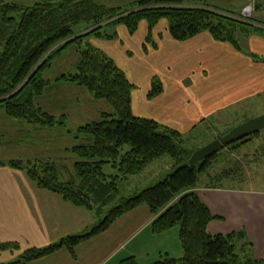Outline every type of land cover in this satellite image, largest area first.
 I'll return each mask as SVG.
<instances>
[{
  "label": "trees",
  "instance_id": "16d2710c",
  "mask_svg": "<svg viewBox=\"0 0 264 264\" xmlns=\"http://www.w3.org/2000/svg\"><path fill=\"white\" fill-rule=\"evenodd\" d=\"M134 1L131 10H123L95 0H41L34 5L0 0V106L8 117L41 127L65 126L66 115L56 118L37 101L59 81L85 87L94 99L105 100L114 110L113 113L103 112L99 121L78 128V136L85 139L71 148L78 160L74 166L75 177L70 180L61 179V171L52 161L27 164L12 159L8 162L9 167L25 171L39 188L93 211L98 224L90 232L69 235L47 247H31L11 262L0 264H30L61 249L76 257L79 244L106 231L119 217L140 205H147L155 215L150 225L153 233L161 234L179 227L183 256L169 257L155 264H263L253 256L252 243L246 240L244 231L218 235L208 232L209 224L217 217L202 201L197 187L200 175L209 172L217 154L177 170L196 150L187 148L186 139L178 130L153 118L135 115L132 109L135 85L113 58L86 40L91 36L116 39L117 31L108 33L107 30L120 24L133 35L140 23L146 21L148 43L152 41L154 27L166 18L174 40L185 42L208 32L214 40L243 51L241 37L264 36V22L222 12L220 9L225 8L205 0ZM83 22L97 28L76 36L74 27ZM72 45L82 47L75 72L62 74L56 82H50L45 72L53 67L54 59ZM153 47L157 48V44L153 43ZM247 54L264 62V58L254 53ZM162 92L163 85L154 76L149 99ZM165 157L172 162L169 173L146 188L133 191L132 195L122 193L121 184ZM108 164L116 170L115 174L104 172ZM0 165H3L1 161ZM19 247L16 242H0V251ZM122 264L139 262L130 257Z\"/></svg>",
  "mask_w": 264,
  "mask_h": 264
},
{
  "label": "crops",
  "instance_id": "0c3cea01",
  "mask_svg": "<svg viewBox=\"0 0 264 264\" xmlns=\"http://www.w3.org/2000/svg\"><path fill=\"white\" fill-rule=\"evenodd\" d=\"M205 1L221 8L232 7L233 3L229 0ZM168 40L169 51L162 53L160 60L162 63L164 58H169L168 63L163 64L164 67L169 65L164 81L167 90L164 88L155 99L156 110H148L147 117L152 116L165 125L168 121L167 126L173 128L186 123L192 129L213 116L227 120L264 114V62L247 54L264 58V36L249 38V52L218 42L208 32L185 42L174 40L168 34ZM184 67L191 70H183ZM132 109L137 116L146 115L135 107L134 97ZM251 112L260 113L248 116ZM0 161L3 163L0 165V242H16L20 246L0 251V263L11 262L31 247L43 248L69 235L83 234L96 222L98 224L99 219L93 211L39 188L31 179H26L25 171ZM156 165L158 163L153 166ZM164 165L166 169L159 167L154 181L171 170L170 160ZM137 176L127 182H133ZM129 188L130 192L139 189ZM197 191L217 217L209 224L208 232L218 235L244 231L246 240L252 243L253 256L264 264V189L201 186L199 183ZM154 219L150 208L140 205L119 217L106 231L79 244L76 257L61 249L30 264H122L130 257H135L139 264H155L169 257L181 258L183 249L178 231L155 234L150 229Z\"/></svg>",
  "mask_w": 264,
  "mask_h": 264
},
{
  "label": "rangeland",
  "instance_id": "374dc122",
  "mask_svg": "<svg viewBox=\"0 0 264 264\" xmlns=\"http://www.w3.org/2000/svg\"><path fill=\"white\" fill-rule=\"evenodd\" d=\"M8 1L34 5L41 0ZM95 1L107 7H121L123 10H131L135 6L134 0ZM229 1L233 2L232 7L227 6L225 10L220 9L222 12L232 13L233 15L239 14L240 16L242 15V18L254 22L257 20L264 22V0ZM95 28H97L95 25L83 22L76 25L74 31L77 36ZM113 31H117L116 39L107 40L91 36L86 41H89L113 58L118 67L127 74L128 79L135 85L132 93L134 105L137 109H141L142 112L146 113L144 117H147L150 114L147 113L148 110H156L154 108L155 99L162 94L151 99L148 97L154 76L157 77L162 85L164 83L163 89L167 90V85L164 81H166L167 74H169V65L164 67L163 64L168 63L169 58H164L162 63L160 60L162 53L169 51L167 49L169 46L168 20L163 18L158 22L153 30L152 41L148 43H146L148 34V23L146 21L140 23L139 29L133 35L122 24L107 30L108 33ZM240 41L245 52L251 51L249 38L241 37ZM144 43L147 44V52L143 49ZM153 43L157 44V48L153 47ZM84 46L85 44H83ZM81 48L77 45H72L64 50L54 59L53 67L45 72V78L54 83L62 74L75 72ZM157 52L160 53L156 54ZM183 70L191 69L184 67ZM186 82L189 83V81ZM228 83H231L229 79ZM37 101L45 111L56 118L66 115V125L53 128L41 127L24 120L12 119L7 116L5 110L0 106V160L5 162H9L12 159L21 160L27 164L38 160L52 161L58 165L61 171V179L64 181L70 180L75 177L74 166L78 160L71 148L81 144L85 139V136H78V128L87 123L99 121L103 112L113 113L114 110L105 100L94 99L85 87L65 81H59L53 90L45 91ZM259 113L251 112L248 116ZM151 117L148 116L147 118ZM232 118L220 120L213 116L209 120L201 121L192 129H189L186 123H180L175 125L174 128H170L180 130L179 132L186 139L187 148L198 150L227 134L231 129L248 119L244 116L237 119ZM167 123L170 124L168 121ZM167 160L171 159L165 157L157 162L158 165L150 166L142 174L134 178L133 182L121 184L122 193L124 195L134 194V192L129 191V186L132 188L137 187L139 191L146 188L157 178L159 167L166 169L164 164ZM104 172L106 174H115L116 170L108 164L105 166ZM25 177L27 179L28 176ZM27 180L29 181L30 178ZM200 183L201 186L210 184L211 186L222 185L264 189V129L259 132L258 136L230 144L217 153L209 172L200 175ZM95 225L91 226L88 232ZM171 231H178L179 233V227L175 226ZM144 261L146 262L145 259Z\"/></svg>",
  "mask_w": 264,
  "mask_h": 264
},
{
  "label": "water",
  "instance_id": "95a60500",
  "mask_svg": "<svg viewBox=\"0 0 264 264\" xmlns=\"http://www.w3.org/2000/svg\"><path fill=\"white\" fill-rule=\"evenodd\" d=\"M264 129V114L248 119L240 125L231 129L227 134L217 138L205 145L204 147L196 150L190 160L178 167L177 170L186 168L190 165H195L199 162L207 160L215 154L222 151L226 146L247 138L255 133Z\"/></svg>",
  "mask_w": 264,
  "mask_h": 264
}]
</instances>
